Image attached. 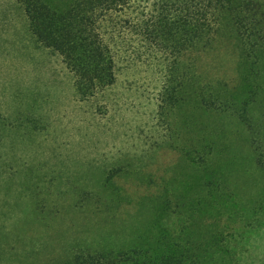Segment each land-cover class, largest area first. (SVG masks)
Segmentation results:
<instances>
[{
	"label": "rangeland",
	"instance_id": "1",
	"mask_svg": "<svg viewBox=\"0 0 264 264\" xmlns=\"http://www.w3.org/2000/svg\"><path fill=\"white\" fill-rule=\"evenodd\" d=\"M156 3L108 13L114 82L82 99L20 2L0 0V264H63L159 232L184 264H264V50L247 55L224 23L172 61L138 32Z\"/></svg>",
	"mask_w": 264,
	"mask_h": 264
},
{
	"label": "trees",
	"instance_id": "2",
	"mask_svg": "<svg viewBox=\"0 0 264 264\" xmlns=\"http://www.w3.org/2000/svg\"><path fill=\"white\" fill-rule=\"evenodd\" d=\"M17 1L31 35L40 46L60 56L80 98H90L114 82L110 30L103 22L110 11H120L130 0ZM140 15L146 19L138 25L139 35L159 43L172 61L187 50L209 48L224 23L231 26L240 49L247 55L254 53L252 50H264V3L257 0H157L151 12ZM174 76L171 72V86L166 87L164 95L169 105L179 100L177 86L172 85ZM190 76L192 86L199 90L195 71H190ZM188 77L185 72V79ZM196 89L193 94L196 91L202 104L218 107L214 105L217 101L200 95ZM165 236L159 232L154 241L127 250L78 251L63 264H184V249L169 244Z\"/></svg>",
	"mask_w": 264,
	"mask_h": 264
}]
</instances>
